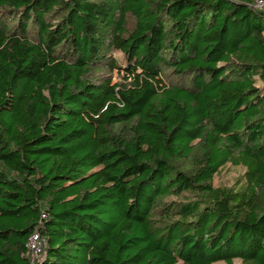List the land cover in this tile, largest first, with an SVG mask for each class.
I'll list each match as a JSON object with an SVG mask.
<instances>
[{"label":"trees","instance_id":"trees-1","mask_svg":"<svg viewBox=\"0 0 264 264\" xmlns=\"http://www.w3.org/2000/svg\"><path fill=\"white\" fill-rule=\"evenodd\" d=\"M34 231L36 264H264V5L0 0V264Z\"/></svg>","mask_w":264,"mask_h":264},{"label":"rangeland","instance_id":"rangeland-1","mask_svg":"<svg viewBox=\"0 0 264 264\" xmlns=\"http://www.w3.org/2000/svg\"><path fill=\"white\" fill-rule=\"evenodd\" d=\"M126 21H127L126 27L128 31H131L134 27V19L128 15ZM115 56L118 57L117 55ZM169 81L173 83L176 82V78L173 74L169 73ZM243 172H244L243 168L233 167L227 164L219 171V173L216 176H214L212 184L214 187H225V188H231L233 186L237 187L236 181L239 177H241ZM216 264H225V263L218 262ZM234 264H242V262L239 259H235Z\"/></svg>","mask_w":264,"mask_h":264},{"label":"built area","instance_id":"built-area-1","mask_svg":"<svg viewBox=\"0 0 264 264\" xmlns=\"http://www.w3.org/2000/svg\"><path fill=\"white\" fill-rule=\"evenodd\" d=\"M264 5V1L256 0V7L261 8ZM46 245L45 238L38 232H32L27 240V252L26 257L29 260V264H36V262L43 255V251Z\"/></svg>","mask_w":264,"mask_h":264}]
</instances>
